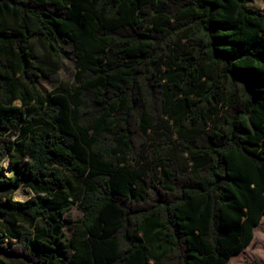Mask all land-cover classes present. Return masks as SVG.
Wrapping results in <instances>:
<instances>
[{"label":"trees","instance_id":"1","mask_svg":"<svg viewBox=\"0 0 264 264\" xmlns=\"http://www.w3.org/2000/svg\"><path fill=\"white\" fill-rule=\"evenodd\" d=\"M263 217L264 10L0 0V264H229Z\"/></svg>","mask_w":264,"mask_h":264},{"label":"rangeland","instance_id":"2","mask_svg":"<svg viewBox=\"0 0 264 264\" xmlns=\"http://www.w3.org/2000/svg\"><path fill=\"white\" fill-rule=\"evenodd\" d=\"M251 7H255L260 10H264V0H248ZM77 69L75 65V58L71 55H66L62 60L61 69L54 76L48 77L44 80H38V84L43 93L51 92L60 83H69L71 85L76 83L75 75ZM6 169L5 175L11 177L12 173L7 171L8 161L3 163ZM76 192H79L81 186L79 183L74 185ZM33 192L30 188L22 186L14 194V199L17 202H24L33 196ZM23 197V198H22ZM21 199H24L21 201ZM83 217V214L76 204L70 213L67 215V219L71 222H76ZM264 219V217H263ZM71 223H66L65 233L68 237H71ZM69 254H63V257H67ZM264 261V221L261 220L260 225L254 232V239L251 245L245 249L241 254L231 258L229 264H255L256 262Z\"/></svg>","mask_w":264,"mask_h":264},{"label":"crops","instance_id":"3","mask_svg":"<svg viewBox=\"0 0 264 264\" xmlns=\"http://www.w3.org/2000/svg\"><path fill=\"white\" fill-rule=\"evenodd\" d=\"M262 220L264 221V219H263V218H262ZM257 227H258V226H257ZM257 227H256V228H257ZM256 228L254 229V232H255ZM246 249H247V248H246Z\"/></svg>","mask_w":264,"mask_h":264},{"label":"bare ground","instance_id":"4","mask_svg":"<svg viewBox=\"0 0 264 264\" xmlns=\"http://www.w3.org/2000/svg\"><path fill=\"white\" fill-rule=\"evenodd\" d=\"M23 198V197H22ZM24 200V199H21V201Z\"/></svg>","mask_w":264,"mask_h":264}]
</instances>
